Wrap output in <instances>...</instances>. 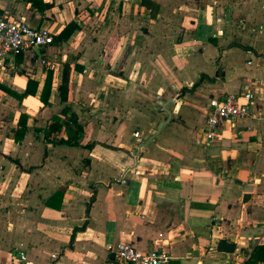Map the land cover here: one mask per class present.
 <instances>
[{
  "label": "crops",
  "instance_id": "crops-1",
  "mask_svg": "<svg viewBox=\"0 0 264 264\" xmlns=\"http://www.w3.org/2000/svg\"><path fill=\"white\" fill-rule=\"evenodd\" d=\"M4 13L54 41L0 65V264H121L118 244L243 264L264 245V0H0ZM247 91L250 115L208 140L210 100Z\"/></svg>",
  "mask_w": 264,
  "mask_h": 264
},
{
  "label": "built area",
  "instance_id": "built-area-1",
  "mask_svg": "<svg viewBox=\"0 0 264 264\" xmlns=\"http://www.w3.org/2000/svg\"><path fill=\"white\" fill-rule=\"evenodd\" d=\"M53 41V34L48 29L31 27L23 21L9 18L6 13L0 16V65L7 58H13L33 47H47ZM40 64L45 65V60H41ZM252 105L253 95L248 91L228 93L220 100H210L206 116V138L212 140L215 137L219 122L230 123L248 117ZM125 182L121 180V184ZM108 254L118 259L121 264H168L170 260V256L161 250L143 253L131 244L111 246ZM17 259L16 264H21L26 261V256L17 251Z\"/></svg>",
  "mask_w": 264,
  "mask_h": 264
},
{
  "label": "trees",
  "instance_id": "trees-1",
  "mask_svg": "<svg viewBox=\"0 0 264 264\" xmlns=\"http://www.w3.org/2000/svg\"><path fill=\"white\" fill-rule=\"evenodd\" d=\"M75 30V25L74 24H68L61 32L60 34L56 37L57 41H65L67 40L70 35L73 33ZM50 81L49 78H47V82ZM67 84H68V79L67 77L62 78V83L61 86L59 87V92L62 94V100L65 99L66 92H67ZM46 85V84H45ZM46 87H44V91L46 92ZM48 88V87H47ZM49 90V89H48ZM42 98V96H41ZM24 131V127L19 131L20 134H22ZM18 135L16 136V139H18ZM84 227L81 228H74L72 235H71V240L74 238V234L77 231H80ZM259 262H264V245H259L254 248V250L251 252V255L247 258V260L243 264H257Z\"/></svg>",
  "mask_w": 264,
  "mask_h": 264
},
{
  "label": "water",
  "instance_id": "water-1",
  "mask_svg": "<svg viewBox=\"0 0 264 264\" xmlns=\"http://www.w3.org/2000/svg\"><path fill=\"white\" fill-rule=\"evenodd\" d=\"M36 49H37V47H36ZM175 101L176 100H171V102H173V103ZM218 248L220 250H223V251H226V252H233L235 250V246L233 244L227 243V242H223V241L218 243Z\"/></svg>",
  "mask_w": 264,
  "mask_h": 264
}]
</instances>
